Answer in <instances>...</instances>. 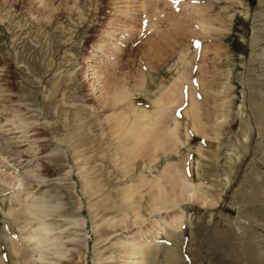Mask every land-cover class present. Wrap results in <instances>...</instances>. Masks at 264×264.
Instances as JSON below:
<instances>
[{"label":"rangeland","instance_id":"obj_1","mask_svg":"<svg viewBox=\"0 0 264 264\" xmlns=\"http://www.w3.org/2000/svg\"><path fill=\"white\" fill-rule=\"evenodd\" d=\"M24 1L0 0V229L9 205L1 199L17 177L30 199L49 200V238L58 236L51 243L68 252L59 259L49 246L43 264H83L84 258L93 264L96 253L110 258L103 264H135L126 250L149 239L159 246L154 242L153 259L140 264H253L248 243L264 250V196L258 192L264 193V137L242 119L255 114L257 94L264 91V0H44L51 11L33 17ZM185 68V87L199 97L200 121L211 137L192 134L175 152H158L154 163L148 151L124 155L114 135L118 123L133 110L151 113ZM121 85L130 98L113 104L111 93ZM221 102L226 122L215 140ZM185 103L175 108L182 140L189 124ZM76 150L79 162L72 158ZM17 158L26 163L19 166ZM170 164L177 166L171 177L182 176L186 189L196 187L215 205L188 203L147 216L153 181ZM171 177L159 184L169 190ZM141 179L146 184L126 201L119 191ZM89 183L101 192L91 195ZM134 208L146 222L105 226L129 222ZM181 211L178 245L163 233L156 239L154 221L168 225ZM96 225L107 240L96 241Z\"/></svg>","mask_w":264,"mask_h":264},{"label":"bare ground","instance_id":"obj_2","mask_svg":"<svg viewBox=\"0 0 264 264\" xmlns=\"http://www.w3.org/2000/svg\"><path fill=\"white\" fill-rule=\"evenodd\" d=\"M27 1L24 2L25 5H27V8H29L28 5L29 6L31 5L28 14L32 17L35 13L43 14L47 11L48 8H50V5L46 4L44 0H37L38 4L36 5L38 6V8L34 4V6L36 7L34 9L32 8L33 7L31 3L32 1L31 0H30L31 2L29 0ZM35 2L36 1H34V3ZM146 2L144 1V3ZM104 8L105 7H103V9ZM41 9L44 10L43 13L41 12ZM48 19H51V16ZM39 20L38 19L35 20V22L38 25L40 24ZM54 20L52 22H54ZM1 21L2 19H0V22ZM52 22L49 20L45 24L49 26V24H51ZM196 25H199L201 30L205 32V29L203 28L204 23L202 20H197ZM150 29H152V26H150ZM180 34L183 35V32H180ZM188 78H189V71L187 70V68H185V70L181 73L177 85L175 84L173 88L170 89L169 92L167 91L166 93H164L155 102L154 104L155 108L153 111H151V113L139 112L133 110L132 111L133 116L128 115L129 117L126 116L128 118L126 117L122 118V120L118 123L119 128H116V131H114V135L118 137L120 140V143L118 144L119 147L118 150L123 151L124 155L128 154V156H135V157H140L142 153L148 151V153H150L149 161L151 163H154L157 160L156 154L158 152H162L165 155L168 152L170 153L172 151L175 152V150H177L179 146L184 145L185 142L188 141V139L191 137L192 134L199 135L202 138L211 137L210 134H209L210 136H208V134L205 133L204 131L205 127L203 126V123H201L200 121V116H199L200 106L198 99L199 97L195 95L193 89L190 90L187 87H185L188 85V81H189ZM144 80H145L144 77L139 78L137 82L138 83L137 86L140 90L143 89L145 86ZM128 98H130V94L124 85H121L119 87L115 86L114 90L111 93V100L114 101L113 104H117L118 102L125 101ZM257 101L259 102L256 104L255 114L251 115L249 113V115L246 118H243L242 120L246 128L253 129L256 134L264 137V91L258 92ZM183 102H186L183 115L184 118H186L189 121V124L185 125L184 127V136H185L184 140L181 139V135H180V133H182L180 132L181 131L180 127L182 125L180 122L181 118H179L175 113L176 112L175 108L180 106V104ZM225 105L226 104L224 102H221L220 110L216 111V114H214L215 112L214 109L213 114L215 116V120L213 121L214 122L213 128L214 127L215 128L213 130L214 137H212V139L215 140L218 139V133L220 131V127L226 122V114L224 112ZM253 118L256 119L255 125L252 124ZM16 128L18 129L21 127L16 126L15 129ZM71 146L72 145L69 144L68 148L73 151L72 148L73 146L72 147ZM77 152L78 151L76 150L72 154V158H74L73 159L74 161L78 160L77 158L78 156H76ZM17 159L18 160H16V164H18L19 166L26 163L25 161H20L19 158ZM174 165L173 164L166 165L163 174L159 178H155V180L153 181L155 187L152 191H150V195L152 196L153 200L145 208L147 216L152 214L154 215L155 213L159 214L161 212H166L169 209L171 210L173 208H177L183 204H188V203L189 204L197 203L201 207H212L215 205L216 203L215 200L213 199L211 200L208 197L199 194L196 187L192 186V188L186 189V185H185L186 180L184 178L183 179L179 178L182 176L177 175V177H171L174 176L175 172L177 171L176 169L177 166ZM35 166H38V164H36ZM42 168L43 171L46 170L45 166H42ZM33 172L34 171H28L27 173L31 174ZM35 175L36 176L34 177L39 179L38 178L39 176L36 173ZM168 177H171L170 180H172L170 182L169 190H167L163 185L159 184L161 179ZM85 181L88 182L87 180ZM1 182H3V180ZM22 182L23 181H21V179L17 177L16 179L11 178L9 180V185L12 184L11 187H13L12 189L14 190L12 189H11L12 191L10 190L9 195L7 194L9 196L7 199L5 200L1 199L2 202H5L6 200L7 202L9 201V205L6 208V210L3 211V216H4L3 227L0 229V264H43L41 261L43 262L45 261L43 260L44 255L46 254V248H48L49 246L52 248L50 249L52 251V254H54L57 258L59 259L66 258L68 252L67 251L63 252L62 250H60L62 245L58 243H51V241H56L58 239V236L49 238L51 237L50 235L51 227L49 226L48 223H46V219L53 212L49 208L48 205L49 200L45 196H39L30 199L31 196H29V194L31 193L29 192V190H27V188L24 191L18 189L19 187H21ZM145 184H146L145 180L141 179L137 187H132V186L125 187L124 189L120 190L119 193H121V196L126 201H131L133 200L135 195L139 192L140 188ZM15 186L16 189L14 188ZM89 188H90L89 190L92 191L91 195L99 194L101 192L98 187L97 188L93 187L92 183H89ZM3 190L4 189L0 187V192H2ZM258 192L259 194H262L264 196L263 192L262 193L260 191ZM27 195L29 196V198H25ZM24 198L30 199V201L28 200L29 202L26 203L25 202L26 200H23L24 202H22V199ZM14 202L18 204L17 205L19 207L18 209H15L14 205H12V203ZM78 210H80V207H78ZM132 214L133 216L131 217V219H129V222L125 220H121L117 223H113L111 221V223H107L105 226L110 228L121 224H125V227H127V226L140 225L147 221V217L139 213V208L132 209ZM67 217L70 218L71 216L67 215ZM184 218H185L184 212L181 211L180 213L175 215L173 219L171 218L172 219L171 223L167 222L168 225L163 226L162 224H160L159 221H154L156 223L155 225L160 230L158 233H155L154 237L157 239L160 233H163L164 237L167 239L175 238L173 239L172 244L174 245V247L177 246L179 242L178 237L180 236ZM162 223L165 224L166 222L163 220ZM98 227L99 226L96 225L93 229L94 234H97V236H95L97 237L96 241L107 240L108 236H104L103 232L100 233L101 230L100 232L97 231ZM168 227L170 228V235H166ZM15 229L17 230L18 233L17 237L13 235ZM46 234L48 235L46 236ZM87 240L88 238L85 237L82 243L84 249L87 248V244H86ZM20 241L22 242L20 243ZM49 242L50 244L46 245ZM152 244L156 245L157 248L159 246L157 245L158 243H156L154 239L151 240L149 239L147 242L139 241L135 244H132V246L128 248V251L126 250L125 255L126 256L133 255L135 257L134 260L138 262L135 264H140L139 262H143V261L145 262L146 260L151 261L153 259V255L151 254ZM248 244L250 251L248 254L249 260H251L253 264H264V250L262 251L259 250L258 248H255V245H253V243L251 244L248 243ZM85 255L86 253L84 252V254L82 255L83 258L85 257ZM96 256L97 257L93 261V264L95 263L103 264V262L110 259L100 256V253H96ZM82 263L85 264V258L82 260Z\"/></svg>","mask_w":264,"mask_h":264}]
</instances>
